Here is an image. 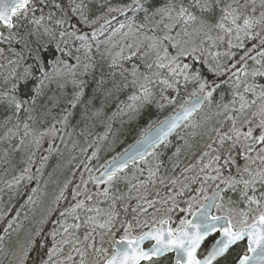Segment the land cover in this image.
<instances>
[{
  "label": "snow or ice",
  "instance_id": "snow-or-ice-1",
  "mask_svg": "<svg viewBox=\"0 0 264 264\" xmlns=\"http://www.w3.org/2000/svg\"><path fill=\"white\" fill-rule=\"evenodd\" d=\"M0 264H264V0H0Z\"/></svg>",
  "mask_w": 264,
  "mask_h": 264
},
{
  "label": "trees",
  "instance_id": "trees-1",
  "mask_svg": "<svg viewBox=\"0 0 264 264\" xmlns=\"http://www.w3.org/2000/svg\"><path fill=\"white\" fill-rule=\"evenodd\" d=\"M171 109H169L168 111H170ZM168 112H164V113H159V114H154L152 116L153 119H162L164 115H167ZM146 126V124L144 122H141L140 127H134L131 131H128L125 133V135L121 138V142L118 143L115 146V150L108 153L107 155L102 153V156H104L105 159L110 158V156L115 155L116 152H120L123 151V149H125L126 147H128L129 144H131L133 141H135L139 135L140 132V128ZM170 154V153H169ZM101 163L103 162V160L100 161ZM52 163H55V161H53ZM49 171H51V168H49ZM55 186L52 185L51 187H49L48 191L51 193L52 191H54Z\"/></svg>",
  "mask_w": 264,
  "mask_h": 264
},
{
  "label": "rangeland",
  "instance_id": "rangeland-1",
  "mask_svg": "<svg viewBox=\"0 0 264 264\" xmlns=\"http://www.w3.org/2000/svg\"><path fill=\"white\" fill-rule=\"evenodd\" d=\"M54 179H55V177H54ZM52 185H50L49 187H51Z\"/></svg>",
  "mask_w": 264,
  "mask_h": 264
},
{
  "label": "water",
  "instance_id": "water-1",
  "mask_svg": "<svg viewBox=\"0 0 264 264\" xmlns=\"http://www.w3.org/2000/svg\"><path fill=\"white\" fill-rule=\"evenodd\" d=\"M135 141H136V140H135ZM135 141H134V142H135ZM134 142H133L132 144H134Z\"/></svg>",
  "mask_w": 264,
  "mask_h": 264
}]
</instances>
